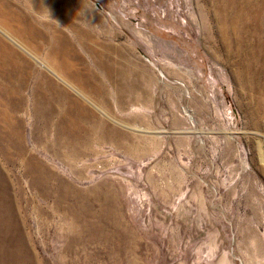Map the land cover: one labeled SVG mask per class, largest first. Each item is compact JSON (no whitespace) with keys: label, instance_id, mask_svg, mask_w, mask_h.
I'll list each match as a JSON object with an SVG mask.
<instances>
[{"label":"rangeland","instance_id":"1","mask_svg":"<svg viewBox=\"0 0 264 264\" xmlns=\"http://www.w3.org/2000/svg\"><path fill=\"white\" fill-rule=\"evenodd\" d=\"M0 30L72 95L0 99V264H264V0H0Z\"/></svg>","mask_w":264,"mask_h":264},{"label":"bare ground","instance_id":"2","mask_svg":"<svg viewBox=\"0 0 264 264\" xmlns=\"http://www.w3.org/2000/svg\"><path fill=\"white\" fill-rule=\"evenodd\" d=\"M24 21L28 26L32 27L26 19H24ZM0 32L4 36V40H9L6 37L8 36L10 38L8 34L4 33L2 30H0ZM62 40L63 37L58 33L55 42L56 44H54V46L53 43L46 44L47 46H51L54 57H56V55L58 57V51L60 50V43ZM49 41L52 42V39H49ZM71 52L76 51H65L63 58H66ZM45 67L57 75L66 86L73 87L74 85H78L84 90L89 89L87 85L88 71L85 63L69 66H61L57 64L61 74L58 72V70L53 69L49 65H46ZM39 68L40 67L38 66L36 68L32 67L27 62L19 59L14 52V48L7 49V46L3 42H0V99L2 98L4 103L8 105L10 109H16L24 104V94H29V106L30 104H33L39 99L43 98H57L59 100L72 99V95L69 93V91L65 87L62 88L63 86L60 83L54 81L51 75H49L46 71L40 75H37L36 72ZM84 80L86 81L83 83ZM58 85H60V88L57 87ZM27 88L29 90L27 93H25V89ZM54 89L57 91L56 95L52 93ZM85 100H87V98H85ZM71 105H73V107L76 109L75 119L72 120V124L74 127H78L84 120L87 111L83 105L79 103H72ZM64 114L65 112H63V115ZM47 121L48 117L45 114L35 115V122L42 129ZM69 205L74 207L72 202H70ZM90 215L91 213L88 209L85 211L77 210V218L86 222L89 238L91 241H97L106 247L105 243H108L106 238L109 236H107V233H105L104 227H101L100 225L97 226L95 225L96 223L91 219L86 218V216L89 217ZM100 216L103 217L104 212H101ZM99 232L104 234L103 238H99L97 236Z\"/></svg>","mask_w":264,"mask_h":264}]
</instances>
